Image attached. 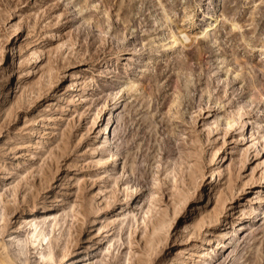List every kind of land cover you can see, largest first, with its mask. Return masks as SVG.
Here are the masks:
<instances>
[{"label":"rangeland","instance_id":"obj_1","mask_svg":"<svg viewBox=\"0 0 264 264\" xmlns=\"http://www.w3.org/2000/svg\"><path fill=\"white\" fill-rule=\"evenodd\" d=\"M2 96L0 264H49L48 252L60 264L84 249L81 264H160L175 231L149 253L152 224L175 206L183 214L179 193L195 203L216 150L215 168L227 171L182 256L264 264V0H0ZM108 123L111 143L99 149ZM55 192L58 202L38 210ZM244 205L239 239L192 252ZM25 217L46 222L42 244Z\"/></svg>","mask_w":264,"mask_h":264},{"label":"bare ground","instance_id":"obj_2","mask_svg":"<svg viewBox=\"0 0 264 264\" xmlns=\"http://www.w3.org/2000/svg\"><path fill=\"white\" fill-rule=\"evenodd\" d=\"M179 43V40L177 38L174 39V45H177ZM19 63L16 57L12 59V62L10 63V71L8 75L6 76V80L8 83V94H12L15 89H17L18 86V79H19ZM3 94V93H1ZM5 98L2 96L0 100V113L4 110L2 107L4 106ZM236 121L230 120L228 125L229 128L232 129L234 127ZM111 133H112V125L108 123L107 125L103 126L100 131V142L98 144L99 149H105L108 147V145L111 143ZM219 153V150H216L214 154L209 159V162L211 164V170H210V177L211 181L203 182L201 185H199V193L198 197L195 200V203H189L185 201L186 194L179 193L177 197V205H184V212L183 214L179 215L176 211L177 206H175L174 215L169 219L167 216L161 215L159 218H157L153 224H152V236L147 241V250L149 253L151 251L157 252L159 245L165 240L164 234H162L165 230H173L175 231L172 237V246L169 247V249L166 251L165 255L162 257L160 264H186L187 260L182 256L183 254H186V251L189 250V246L191 245L190 241V235H191V222L194 220V218L201 214L204 210L205 206L213 199L214 193L216 190L217 183L221 180V177L223 173L227 171V168L223 166L222 170H217L215 168L214 159H216L217 155ZM104 159H99V164H104ZM189 178L192 180V182H196L199 178L198 172H196L194 169H192L189 172ZM201 177V175H200ZM254 173L252 172L250 176L246 179L248 183H246L243 188L240 189V193L243 191L244 188L247 187L249 183H251V180L254 178ZM208 179V180H209ZM260 179H262V182H264V170L260 174ZM73 180V179H72ZM200 180V179H199ZM71 182V179H68L66 181V188L63 189V195L67 194V188ZM264 184V183H263ZM58 196L57 192L52 194L50 197H48L44 202L37 203V208H43L45 210H49L51 206H54L56 202H58ZM259 205L264 208V197L258 198ZM64 201V200H63ZM250 202H253L251 200ZM109 204V202L107 203ZM41 208V209H42ZM234 208V207H232ZM237 208H234V212L232 210V215L223 221L221 224V229L218 234L213 235L215 239L210 238L213 236H205V238L202 240L200 244L196 246L195 249L192 250L193 253H201L206 256L210 255V253H213L215 249L224 246L225 244H231L237 238L239 239L241 237L238 236L240 233L243 234L244 230V221L246 219V212H245V205L242 206L240 210H236ZM239 209V208H238ZM99 205L95 206L94 213H99ZM220 214V212H219ZM259 216L264 215V209H261L258 213ZM218 216V215H215ZM120 216L116 217L112 222L111 226L113 228L117 225ZM98 219V216L95 218ZM218 219V218H217ZM215 219V221L217 220ZM54 220L56 221V218L54 217ZM214 222V221H213ZM43 225L46 222H42ZM42 223L33 221L30 219V217H25L22 221L21 227H30L32 228L31 239L32 243H38L42 244L44 241L47 240L45 232L40 227ZM190 236V237H189ZM109 237V234H107L106 238ZM179 246H184L183 252L178 253L177 250L179 249ZM188 247V248H187ZM95 251L99 252V248H95ZM92 252V251H91ZM89 250L84 249L80 253L76 254L72 259L65 260L61 259L60 264H81L83 262H86L89 260V257H91L92 253ZM148 253V252H147ZM93 257V256H92ZM42 258L47 260L49 264H52L54 261V256L52 253L48 252V255H42ZM147 264H149L147 262Z\"/></svg>","mask_w":264,"mask_h":264}]
</instances>
